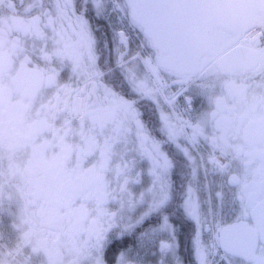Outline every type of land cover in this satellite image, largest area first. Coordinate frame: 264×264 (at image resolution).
Instances as JSON below:
<instances>
[{"label": "snow or ice", "instance_id": "1", "mask_svg": "<svg viewBox=\"0 0 264 264\" xmlns=\"http://www.w3.org/2000/svg\"><path fill=\"white\" fill-rule=\"evenodd\" d=\"M3 215L0 264H264V0H0Z\"/></svg>", "mask_w": 264, "mask_h": 264}, {"label": "flooded vegetation", "instance_id": "2", "mask_svg": "<svg viewBox=\"0 0 264 264\" xmlns=\"http://www.w3.org/2000/svg\"><path fill=\"white\" fill-rule=\"evenodd\" d=\"M25 2H27V0H25ZM195 107L196 108L201 107L199 101L196 102ZM174 178L177 180V185L179 186V176H176ZM12 223H13L12 217L8 215L0 216V233H2L3 236L4 235L6 236L7 233L8 235L7 241L9 242L10 247L12 244L15 243L16 240V232L12 228ZM13 239L14 241H12ZM0 242L2 241L0 240ZM182 243H183V248H182L183 254L185 255V257L190 259V243L186 236L183 237Z\"/></svg>", "mask_w": 264, "mask_h": 264}, {"label": "rangeland", "instance_id": "3", "mask_svg": "<svg viewBox=\"0 0 264 264\" xmlns=\"http://www.w3.org/2000/svg\"><path fill=\"white\" fill-rule=\"evenodd\" d=\"M8 235H7V233H6V236L4 235L3 237H4V239L3 240H1L2 242H0V244H4V245H6L7 247H10V244H9V242L7 241V237ZM12 241H14V239L12 240Z\"/></svg>", "mask_w": 264, "mask_h": 264}]
</instances>
